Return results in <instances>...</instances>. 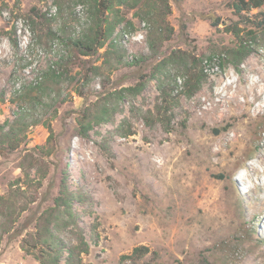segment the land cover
Segmentation results:
<instances>
[{
    "label": "rangeland",
    "instance_id": "374dc122",
    "mask_svg": "<svg viewBox=\"0 0 264 264\" xmlns=\"http://www.w3.org/2000/svg\"><path fill=\"white\" fill-rule=\"evenodd\" d=\"M235 2L117 5L126 20L83 67L49 32L80 31L87 6L0 0V124L41 95L27 88L42 71L64 70L0 153V264H264V7ZM241 43L252 53L234 65ZM171 55L202 59L206 79L192 96L182 74L166 86L168 129L157 77Z\"/></svg>",
    "mask_w": 264,
    "mask_h": 264
},
{
    "label": "trees",
    "instance_id": "16d2710c",
    "mask_svg": "<svg viewBox=\"0 0 264 264\" xmlns=\"http://www.w3.org/2000/svg\"><path fill=\"white\" fill-rule=\"evenodd\" d=\"M75 3L83 4L84 6H87V15L88 20L86 21L84 27L74 33H65L62 34L63 28L60 30L53 31L50 29V35L54 36L56 39L59 40L61 44H63L65 47L68 48V51L72 53V56L78 59H83V57H91L95 55L100 48H102L107 40L113 35L115 28L117 25L122 23L126 20V18L119 14V11L117 10V5H129L130 7L134 8L135 5L139 3L140 0H74ZM133 1L132 4L129 2ZM235 8L238 13H241L242 11H251L252 9H259L264 7V0H236L235 2ZM60 7V10L62 9V4ZM166 11L170 12L171 8L169 3L166 1L165 3ZM35 16H30L29 20H31V24L35 23V19L33 17H43L39 13H37L36 9L34 8ZM114 13L115 17L117 19L111 21L110 14ZM148 14H152V11H148ZM165 15V14H164ZM127 25L131 26V21L126 22ZM261 26L263 22L259 23ZM32 29V28H31ZM34 32V29H32ZM61 34H58V33ZM236 34L239 36V30L236 32ZM253 34V33H252ZM113 39V38H112ZM113 41H115L113 39ZM112 45H116L113 44ZM230 52L234 55L233 56V64L238 65L240 62H242L246 57L252 53V49L244 44L241 43V45L237 49H231ZM174 55L169 56L168 58H165L161 64L159 65L163 67L162 69H165L164 72H161L160 74L162 76L157 77L158 78V86L159 90L161 91V103L157 106V112L160 117V121L163 122L165 125H167V128L169 129L171 118L173 115V111L177 105H179V100L175 97H172L169 95L166 91V86L176 83L177 82V75L182 74L184 78V93L188 96L194 95L201 87L203 82L206 79V74L204 72L203 67L200 66L199 70H196V72L193 71L192 66L198 67L203 60L197 57H193L192 62L190 63L188 59L183 58L181 61H174L173 59ZM211 60V58H210ZM58 62L56 63L57 66L51 67L47 70L42 71L39 78L33 82L31 85L28 86V90L31 91H37L40 92L41 95L46 93V90L49 89V83L53 81L54 83L60 82L62 80V76L64 75V70H60L58 66ZM86 64V60H81V65L84 67ZM227 64V62L223 61V59H220L219 65L224 68V66ZM168 66H171L173 70H175L174 74L171 73V71L168 68ZM161 71V69H159ZM157 72H153V76L156 77ZM168 83V84H166ZM143 84L139 83L135 86H128L125 88H121L117 93H120L121 95L124 92H131V93H138L141 91ZM41 95L39 97H30L25 98V101L29 103V100H31V104L35 103L36 101L42 100ZM30 104V105H31ZM30 105L26 106L25 108L22 107L21 109L15 111L16 120L15 123H10L8 120L4 123L0 124V153H2L5 149L6 140L9 139V136L13 134L17 130V125L22 124L27 120L28 112L30 109ZM32 106V105H31ZM115 111L114 102L110 101L109 98H106L104 102V107L102 114L100 116H97L96 122H102L105 120H108L111 118ZM37 123V122H35ZM80 125L82 128V135H86L88 133V130L92 127L91 123L83 124L82 120H80ZM7 127H9L8 130ZM49 129L53 131L51 125L49 124ZM218 131V130H216ZM15 144H8V147H14ZM61 197L58 199L60 200ZM147 249V248H143ZM82 251H88V248H83ZM74 249L70 250L69 255H73ZM135 252H140V254H144L142 252V248H136ZM53 252H51L52 254ZM53 262L52 264H59V258L57 255L53 256ZM39 259L41 260L42 264H45L44 257L40 256ZM68 264H69V256L67 258Z\"/></svg>",
    "mask_w": 264,
    "mask_h": 264
},
{
    "label": "bare ground",
    "instance_id": "6f19581e",
    "mask_svg": "<svg viewBox=\"0 0 264 264\" xmlns=\"http://www.w3.org/2000/svg\"><path fill=\"white\" fill-rule=\"evenodd\" d=\"M246 90V89H245Z\"/></svg>",
    "mask_w": 264,
    "mask_h": 264
}]
</instances>
